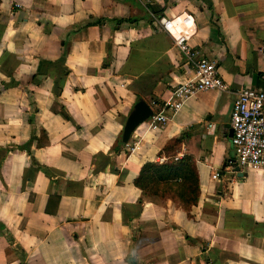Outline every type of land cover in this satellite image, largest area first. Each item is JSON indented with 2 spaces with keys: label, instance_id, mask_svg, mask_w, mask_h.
Here are the masks:
<instances>
[{
  "label": "crops",
  "instance_id": "crops-1",
  "mask_svg": "<svg viewBox=\"0 0 264 264\" xmlns=\"http://www.w3.org/2000/svg\"><path fill=\"white\" fill-rule=\"evenodd\" d=\"M182 32L226 91L123 144L139 100L152 109L193 78ZM246 88L264 91V0H0V264H264V169L223 168ZM175 138L199 176L189 213L134 186Z\"/></svg>",
  "mask_w": 264,
  "mask_h": 264
},
{
  "label": "built area",
  "instance_id": "built-area-1",
  "mask_svg": "<svg viewBox=\"0 0 264 264\" xmlns=\"http://www.w3.org/2000/svg\"><path fill=\"white\" fill-rule=\"evenodd\" d=\"M178 20V19H177ZM176 20L160 19L162 29L170 35L178 25ZM192 19L184 16L181 25H189ZM190 36L182 32L172 35L178 51L184 55L194 70L193 78L175 86L161 105L152 103L153 115L148 120L151 130H159L170 116L174 115L189 97L198 93L226 91L227 87L220 77L216 63L208 59L198 48L189 45ZM231 145L235 156V166L245 174L251 170L264 169V91L246 88L236 93L230 113ZM136 144L129 148L133 152ZM219 174L212 176L217 180Z\"/></svg>",
  "mask_w": 264,
  "mask_h": 264
},
{
  "label": "trees",
  "instance_id": "trees-1",
  "mask_svg": "<svg viewBox=\"0 0 264 264\" xmlns=\"http://www.w3.org/2000/svg\"><path fill=\"white\" fill-rule=\"evenodd\" d=\"M181 147V139L170 140L158 153L163 162L144 164L134 186L150 202L162 204L169 199L189 213L198 203L200 184L194 158L188 154L180 157ZM44 173L50 176L46 171Z\"/></svg>",
  "mask_w": 264,
  "mask_h": 264
},
{
  "label": "water",
  "instance_id": "water-1",
  "mask_svg": "<svg viewBox=\"0 0 264 264\" xmlns=\"http://www.w3.org/2000/svg\"><path fill=\"white\" fill-rule=\"evenodd\" d=\"M153 115L151 107L143 100H139L130 112L125 125L123 127L121 142L127 144L134 131L143 123L147 122ZM229 136H232L230 130ZM230 167L233 172L237 173L238 177H244L243 173L240 172L239 168L235 166V160H230L229 165H224L223 168Z\"/></svg>",
  "mask_w": 264,
  "mask_h": 264
},
{
  "label": "bare ground",
  "instance_id": "bare-ground-1",
  "mask_svg": "<svg viewBox=\"0 0 264 264\" xmlns=\"http://www.w3.org/2000/svg\"><path fill=\"white\" fill-rule=\"evenodd\" d=\"M175 24H178V22H175Z\"/></svg>",
  "mask_w": 264,
  "mask_h": 264
},
{
  "label": "rangeland",
  "instance_id": "rangeland-1",
  "mask_svg": "<svg viewBox=\"0 0 264 264\" xmlns=\"http://www.w3.org/2000/svg\"><path fill=\"white\" fill-rule=\"evenodd\" d=\"M59 109V107H57ZM120 142V141H119ZM181 157V156H180Z\"/></svg>",
  "mask_w": 264,
  "mask_h": 264
}]
</instances>
